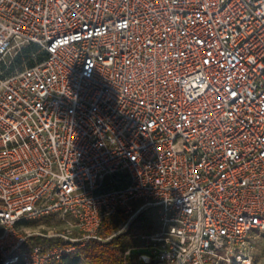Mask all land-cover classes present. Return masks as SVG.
Returning <instances> with one entry per match:
<instances>
[{
	"label": "built area",
	"instance_id": "built-area-1",
	"mask_svg": "<svg viewBox=\"0 0 264 264\" xmlns=\"http://www.w3.org/2000/svg\"><path fill=\"white\" fill-rule=\"evenodd\" d=\"M148 211L124 264H252L264 0H0V264L60 262Z\"/></svg>",
	"mask_w": 264,
	"mask_h": 264
},
{
	"label": "trees",
	"instance_id": "trees-1",
	"mask_svg": "<svg viewBox=\"0 0 264 264\" xmlns=\"http://www.w3.org/2000/svg\"><path fill=\"white\" fill-rule=\"evenodd\" d=\"M124 215L122 211L117 212L115 215L105 218L99 229V236L101 238H107L114 231H116L121 223L124 221ZM146 223V222H145ZM146 230L152 228L148 225ZM140 231V227L132 228L131 233L134 234ZM128 235V234H127ZM127 235L119 236L111 239L107 243H101L96 240L88 242L84 247L78 249L72 256L61 260L60 262L53 264H124L123 252L129 245L124 240L128 238ZM38 244L42 248H48L55 243L51 241L41 240ZM132 258V257H131ZM131 258L128 260L130 261Z\"/></svg>",
	"mask_w": 264,
	"mask_h": 264
},
{
	"label": "rangeland",
	"instance_id": "rangeland-1",
	"mask_svg": "<svg viewBox=\"0 0 264 264\" xmlns=\"http://www.w3.org/2000/svg\"><path fill=\"white\" fill-rule=\"evenodd\" d=\"M149 223H154V225L156 226V216L153 211H148L146 215H143L138 222L136 221L133 224V226L130 227L129 232L131 231L132 228L135 229L138 227H140V231L131 235L128 233L127 235L128 238L125 239L124 241L127 242L129 245H132V243L135 241V239H132V236L142 231H146L147 226H144V224L148 225ZM46 224L49 225L50 230H55V231L62 227V223L56 219L50 220ZM253 238L254 239L249 251V254L252 257V264H264V235L254 234ZM133 258H136V255H134ZM219 264H226V263H219Z\"/></svg>",
	"mask_w": 264,
	"mask_h": 264
},
{
	"label": "water",
	"instance_id": "water-1",
	"mask_svg": "<svg viewBox=\"0 0 264 264\" xmlns=\"http://www.w3.org/2000/svg\"><path fill=\"white\" fill-rule=\"evenodd\" d=\"M131 254H147V255H150L151 252L147 249H144V248H139V249H131L130 251Z\"/></svg>",
	"mask_w": 264,
	"mask_h": 264
}]
</instances>
